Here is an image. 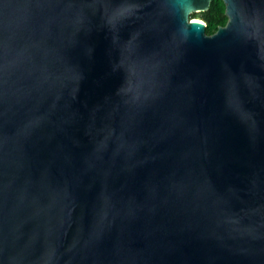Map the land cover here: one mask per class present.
<instances>
[{
	"label": "water",
	"instance_id": "1",
	"mask_svg": "<svg viewBox=\"0 0 264 264\" xmlns=\"http://www.w3.org/2000/svg\"><path fill=\"white\" fill-rule=\"evenodd\" d=\"M0 0V264H264V0Z\"/></svg>",
	"mask_w": 264,
	"mask_h": 264
},
{
	"label": "trees",
	"instance_id": "2",
	"mask_svg": "<svg viewBox=\"0 0 264 264\" xmlns=\"http://www.w3.org/2000/svg\"><path fill=\"white\" fill-rule=\"evenodd\" d=\"M190 18L202 19L206 23L205 32L210 35L214 33L219 26L227 22L225 14V3L223 0H211L209 7L205 11L193 12Z\"/></svg>",
	"mask_w": 264,
	"mask_h": 264
}]
</instances>
